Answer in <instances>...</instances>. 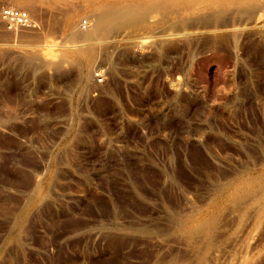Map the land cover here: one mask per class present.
<instances>
[{"label":"rangeland","instance_id":"374dc122","mask_svg":"<svg viewBox=\"0 0 264 264\" xmlns=\"http://www.w3.org/2000/svg\"><path fill=\"white\" fill-rule=\"evenodd\" d=\"M109 1L32 0L36 27L16 32L0 16V264H169L189 255L193 213L214 235L241 232L225 256L261 264L263 218L243 226L256 206L236 209L229 183L264 174V34L192 39L213 24L154 12L71 44ZM219 8L244 27L236 5Z\"/></svg>","mask_w":264,"mask_h":264},{"label":"bare ground","instance_id":"6f19581e","mask_svg":"<svg viewBox=\"0 0 264 264\" xmlns=\"http://www.w3.org/2000/svg\"><path fill=\"white\" fill-rule=\"evenodd\" d=\"M21 1L24 4V8L26 9L25 11L28 12L29 15H31L30 17H32V19H33V17H35L36 12H37V11H35L36 7H34V4H33L34 2H32V0H21ZM90 1H92V0H90ZM106 1H108V0H106ZM50 2H51V0H50ZM223 5H236L237 6V13L241 18V23L242 24L244 23V27L240 23L242 29L239 27H238L239 29H237L236 25L235 26L232 25V27L229 26V25H231V23H230L231 19H229L227 21L224 10H220V8H219ZM22 8H20V9H22ZM93 9L95 10V12H97V14L94 16V18H90L91 21H93V22L89 25V28L86 31H78L79 29L74 31L73 34L71 33L72 35L69 36V37H71L70 40H69V38L67 40H69V41L72 40L74 44H75V42H79V43L83 42V44H84V42H86V43L91 42L92 43V41H94L96 39H99V38L104 37V36H108L114 32L120 31L122 29L125 30V28L130 27V26L143 25L144 24L142 27L146 28L145 23H147V17L150 14H153L154 12H157V13L162 12L163 18L162 19L160 18L161 21L162 20L166 21L167 17L170 14L171 15L175 14L177 17L181 18V21H180L181 24L186 25L187 23L189 24L190 22H193L195 24H209V23L213 24L212 26H214V27L209 26L211 28H209V29L205 28L206 30H203V31H190L188 29L189 30L188 32H190V33H186V35L189 38L193 37L192 39H194V37H199V38H200V36L204 37V35L207 36L204 38H208V37L216 36V34H219L217 36H221V37L227 36V35L232 37V36H236L238 34L240 35L245 31L246 32L248 31V33H251L253 36L254 35L260 36V35L264 34V0H223V1H220V0H122L121 2L117 1V0H111V1L105 2V3L100 2L98 4H95L93 6ZM235 9H236V7H235ZM65 13H64V15H65ZM69 14H71V13H69ZM159 15H161V14H159ZM226 15H229V14L227 13ZM154 16H156V15H154ZM229 17L232 18V15H230ZM235 19H237V18L235 17ZM234 21L236 22V20H234ZM155 22H157V21H155ZM239 22H240V20H239ZM151 23H153V22L151 21ZM228 23H230V24L228 25ZM181 24H178V25H181ZM64 25H65V23H64ZM139 27H141V26H139ZM177 27L179 28V26H177ZM181 27L183 28L182 25H181ZM186 28H188V26H186ZM189 28H190V26H189ZM192 28H194V27H192ZM202 28H200V29L202 30ZM135 29H137V28H135ZM159 29H157V30H159ZM163 29H166V28H163ZM66 30H68V29H66ZM14 31L16 32V30H14ZM47 31H49V29ZM136 31L139 32L138 30H136ZM142 31H143V29H142ZM164 31H166V30H164ZM55 33H56V31H55ZM178 34H180V36H182L183 32H182V34H181V32H179ZM26 35L28 36L29 34H26ZM135 35H136V33H135ZM244 35H245V33H244ZM13 36H14V34H13ZM47 36H48V34H47ZM170 36H172L171 33H170ZM22 37L26 38V36H22ZM49 38H51V36ZM199 38H197V39H199ZM29 39H32V38H30V36H29ZM170 40H171V38H170ZM72 41H71V44H72ZM205 43H207V42H205ZM71 44H70V46H71ZM159 44L160 43H158V45ZM207 44H209V43H207ZM64 45H66V44H64ZM73 46H75V45H73ZM136 46H138L139 48H141V47L143 48L146 46V42L138 43ZM136 46H134V47H136ZM127 50H129V49H127ZM71 52H72V50H71ZM76 53H91L93 55L95 53V49L89 45L86 50L77 49ZM60 61H59V63H60ZM61 62L63 63L66 61L64 59V61L62 60ZM52 64H54V63H52ZM247 174H248L247 172H244L243 175H240L239 179H233L234 182L231 181L229 183V184H233V186L231 187L232 192L230 193V197H231L230 199H231V203L234 205V207L236 209L241 207V205H243L242 203L247 201V200L250 202V204H252V206L253 205L256 206L255 211H252L246 207V209L242 211V216H239V219L242 217L240 219V221H242L244 223V225H243L244 227H247L253 221H257V218H259V217L263 218L262 222L264 223V174L263 175L260 174L258 176H250L251 175L250 173H249L250 175H247ZM254 174L255 173L253 172L252 175H254ZM228 190L230 191L231 189H228ZM228 190H227V192H228ZM228 214H230V213H228ZM236 215L237 214H235V216ZM229 216L230 215H228V217ZM187 218H188L187 223L184 225V231H185L184 233L186 234L185 236L188 238V240L192 241L191 250H190L188 256L183 255V253L180 256L179 254L181 252L180 253L175 252L176 255L175 254L173 255L174 259H172V261L169 262V264H184V263L185 264H246V261H248L247 256H244L242 259L237 256V251H239L238 249L240 247H238L237 251H235V252L233 250H231L230 252H232L231 253L232 255L230 254V256H228V254H226L227 257H230L229 260L226 261L227 258L225 256L227 249H231V248L235 247V245L237 244L236 242L239 241V238H240L239 236L241 235V232H240V235L238 236V239H237V235L239 234V232L237 234H235L236 235L235 237H230V236L220 234L222 231H224V229L220 230V232H219L220 235H218V234L214 235L216 232L213 229V227L211 228V226L207 225L206 223L202 222L201 220H198L196 213L191 214V216H188ZM224 218H225V216H224ZM233 218H235V217H233ZM233 218H231V219H233ZM233 221H234V219H233ZM233 221L231 223L236 224V221H234V222ZM220 222H222V220ZM228 224H230V223H228ZM215 227H216V225H215ZM229 227H230V225H229ZM242 228L243 227H241V229ZM243 230H244V228H243ZM259 230L261 232V229H259ZM225 233L227 234L228 232H225ZM204 234H206L205 239L204 238L201 239L200 236L204 235ZM259 235H260V233H259ZM260 236H261V238L264 237V228H263V231L261 232ZM180 237L182 238V236H180ZM186 237L184 239H182L183 242L185 241ZM253 238H252V240L255 239V238L254 239ZM257 238H258V235H257ZM261 240H263V239H261ZM254 242H257V241H254ZM189 244H191V243H189ZM251 244H253V243H251ZM187 246H188V244H187ZM254 247H255L254 249H257L256 246H254ZM253 251H255V250H253ZM241 252L243 253V251H241ZM262 255H264V254H262ZM261 258H262L261 256H260V258L257 257V261H258V259H261ZM263 259H261V260L263 261ZM257 261H255V262L258 263ZM262 261H260L261 264L263 263ZM152 264H160V262L156 261V262H153ZM251 264H252V262H251Z\"/></svg>","mask_w":264,"mask_h":264},{"label":"built area","instance_id":"2783aa9c","mask_svg":"<svg viewBox=\"0 0 264 264\" xmlns=\"http://www.w3.org/2000/svg\"><path fill=\"white\" fill-rule=\"evenodd\" d=\"M0 16L10 30L31 29L36 27L29 13L19 8L4 7L0 11ZM80 27L81 30L86 31L89 28L88 20H83ZM95 79L98 85L104 84V77L101 74L96 73Z\"/></svg>","mask_w":264,"mask_h":264}]
</instances>
